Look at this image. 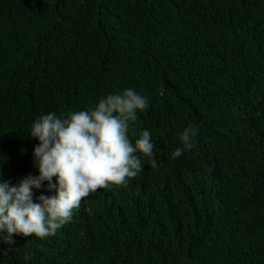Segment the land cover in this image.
<instances>
[{
    "label": "trees",
    "instance_id": "16d2710c",
    "mask_svg": "<svg viewBox=\"0 0 264 264\" xmlns=\"http://www.w3.org/2000/svg\"><path fill=\"white\" fill-rule=\"evenodd\" d=\"M127 87L150 97L135 130L159 166L55 235L13 234L0 264H264V0H0V179L38 174L35 118Z\"/></svg>",
    "mask_w": 264,
    "mask_h": 264
},
{
    "label": "clouds",
    "instance_id": "9594fccd",
    "mask_svg": "<svg viewBox=\"0 0 264 264\" xmlns=\"http://www.w3.org/2000/svg\"><path fill=\"white\" fill-rule=\"evenodd\" d=\"M149 107V96L127 87L90 108L35 118L25 136L38 141L32 151L38 174L29 173L16 184L0 179V244H13V234L55 235L83 198L102 188L127 186L143 171V157L158 167L151 132L135 130L138 113ZM198 134V124H187L170 158L192 150ZM34 189L44 190L35 197L38 202Z\"/></svg>",
    "mask_w": 264,
    "mask_h": 264
}]
</instances>
